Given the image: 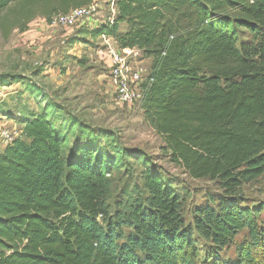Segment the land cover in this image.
I'll list each match as a JSON object with an SVG mask.
<instances>
[{
	"label": "trees",
	"instance_id": "obj_1",
	"mask_svg": "<svg viewBox=\"0 0 264 264\" xmlns=\"http://www.w3.org/2000/svg\"><path fill=\"white\" fill-rule=\"evenodd\" d=\"M20 1L24 18L99 0ZM112 25L90 32L151 61L140 104L172 163L222 193L193 206L150 157L121 148L59 106L12 116L20 135L0 152V264H264L262 208L236 196L264 176V0H115ZM120 24L127 29L118 32ZM242 35H244L242 37ZM23 76H0V88ZM139 172L134 195L112 198L113 172ZM243 240L233 244L239 234ZM233 255L225 251L232 246Z\"/></svg>",
	"mask_w": 264,
	"mask_h": 264
},
{
	"label": "rangeland",
	"instance_id": "obj_2",
	"mask_svg": "<svg viewBox=\"0 0 264 264\" xmlns=\"http://www.w3.org/2000/svg\"><path fill=\"white\" fill-rule=\"evenodd\" d=\"M99 1V15L73 29L52 27L50 21L35 13L27 21L29 16L24 18L22 12L30 4L23 1L0 11V76H23L43 94L40 99L29 97L21 84L0 88V112L16 116L50 102L59 106L63 115L75 118L94 132H110L119 147L138 150L151 158L182 196V219L185 226H190L193 206L218 196L222 193L220 186L209 180H194L181 166L172 163L163 138L145 122L140 104L128 107L116 102L108 79L106 43L100 36L90 35L105 24L109 15L108 0ZM126 29L124 24L118 26V32ZM150 63L147 58L143 60L147 69ZM0 128L20 135L19 125L2 113ZM3 149L0 145V152ZM138 174L129 177L123 169L113 172L112 198L133 196L140 181ZM235 194L246 205L262 208L258 221L264 226V176L243 184ZM244 237L239 234L233 244ZM234 245L224 252L226 257L233 255Z\"/></svg>",
	"mask_w": 264,
	"mask_h": 264
},
{
	"label": "built area",
	"instance_id": "obj_3",
	"mask_svg": "<svg viewBox=\"0 0 264 264\" xmlns=\"http://www.w3.org/2000/svg\"><path fill=\"white\" fill-rule=\"evenodd\" d=\"M109 15L104 25H112L116 17L115 0H108ZM100 1L90 5L72 9L66 14H58L51 18V26L55 28L73 29L79 24L89 21L100 13ZM106 43L109 72L108 79L114 90L117 103L128 107L141 104L144 85L152 83L149 79V69L143 65L142 52L136 48L120 49L116 41L109 36L101 35ZM18 137L17 132L11 133L6 128H0V145L5 148Z\"/></svg>",
	"mask_w": 264,
	"mask_h": 264
},
{
	"label": "crops",
	"instance_id": "obj_4",
	"mask_svg": "<svg viewBox=\"0 0 264 264\" xmlns=\"http://www.w3.org/2000/svg\"><path fill=\"white\" fill-rule=\"evenodd\" d=\"M107 64L109 65V62L107 61Z\"/></svg>",
	"mask_w": 264,
	"mask_h": 264
}]
</instances>
